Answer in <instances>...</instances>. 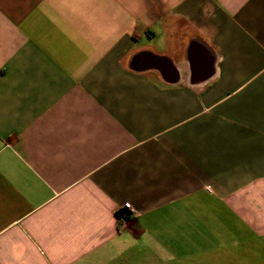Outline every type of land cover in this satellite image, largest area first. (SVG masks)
Returning a JSON list of instances; mask_svg holds the SVG:
<instances>
[{
  "label": "crops",
  "instance_id": "obj_1",
  "mask_svg": "<svg viewBox=\"0 0 264 264\" xmlns=\"http://www.w3.org/2000/svg\"><path fill=\"white\" fill-rule=\"evenodd\" d=\"M134 251L264 264V0H0V264Z\"/></svg>",
  "mask_w": 264,
  "mask_h": 264
},
{
  "label": "rangeland",
  "instance_id": "obj_2",
  "mask_svg": "<svg viewBox=\"0 0 264 264\" xmlns=\"http://www.w3.org/2000/svg\"><path fill=\"white\" fill-rule=\"evenodd\" d=\"M140 257L138 256V254H136V252L134 251L132 253V261H131V264H140Z\"/></svg>",
  "mask_w": 264,
  "mask_h": 264
},
{
  "label": "built area",
  "instance_id": "obj_3",
  "mask_svg": "<svg viewBox=\"0 0 264 264\" xmlns=\"http://www.w3.org/2000/svg\"><path fill=\"white\" fill-rule=\"evenodd\" d=\"M123 207L125 210H129L131 212V214H133V215L136 214L135 210L133 209V207L130 203H125Z\"/></svg>",
  "mask_w": 264,
  "mask_h": 264
},
{
  "label": "trees",
  "instance_id": "obj_4",
  "mask_svg": "<svg viewBox=\"0 0 264 264\" xmlns=\"http://www.w3.org/2000/svg\"><path fill=\"white\" fill-rule=\"evenodd\" d=\"M124 214H126L125 212L124 213H122V215H124Z\"/></svg>",
  "mask_w": 264,
  "mask_h": 264
}]
</instances>
